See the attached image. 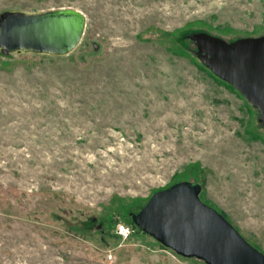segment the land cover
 <instances>
[{"label":"rangeland","instance_id":"374dc122","mask_svg":"<svg viewBox=\"0 0 264 264\" xmlns=\"http://www.w3.org/2000/svg\"><path fill=\"white\" fill-rule=\"evenodd\" d=\"M55 10L85 16L69 54L0 48V264H205L115 234L180 181L264 254V125L191 39L264 36V0H0Z\"/></svg>","mask_w":264,"mask_h":264},{"label":"water","instance_id":"95a60500","mask_svg":"<svg viewBox=\"0 0 264 264\" xmlns=\"http://www.w3.org/2000/svg\"><path fill=\"white\" fill-rule=\"evenodd\" d=\"M85 21V16L75 10L7 14L0 20V48L5 53L67 55L78 45ZM191 39L201 62L256 109L264 125V36L230 44L202 33ZM200 192V184L176 182L152 194L131 214V222L183 258L205 264H264V254L220 213L201 202Z\"/></svg>","mask_w":264,"mask_h":264},{"label":"built area","instance_id":"2783aa9c","mask_svg":"<svg viewBox=\"0 0 264 264\" xmlns=\"http://www.w3.org/2000/svg\"><path fill=\"white\" fill-rule=\"evenodd\" d=\"M121 226L124 229L123 233H121ZM129 229H130V232L128 231ZM133 233H134V228L130 225H127L125 223L116 225L115 234L123 242L128 240L133 235ZM111 258L112 257L109 255L108 259L110 260Z\"/></svg>","mask_w":264,"mask_h":264},{"label":"trees","instance_id":"16d2710c","mask_svg":"<svg viewBox=\"0 0 264 264\" xmlns=\"http://www.w3.org/2000/svg\"><path fill=\"white\" fill-rule=\"evenodd\" d=\"M204 69V68H203ZM211 73V72H210ZM211 75H212V73H211ZM213 77L214 78H216L214 75H213ZM201 189H202V187H201ZM201 193V192H200ZM200 196V195H199ZM225 219H226V217H225V215L223 214V213H220ZM124 223L125 224H127V225H130V226H132L134 229H137L138 230V228L135 226V225H133V223L131 222V220H128V221H124ZM80 231L81 232H83L84 230L83 229H80ZM102 231H104V229L102 230ZM140 231V230H139ZM144 234V233H143ZM146 235V234H145ZM113 238V237H112ZM104 243H106L107 241L106 240H104L103 241ZM162 248H164L163 246H161ZM166 249V248H165ZM181 257V256H180ZM183 258V257H182Z\"/></svg>","mask_w":264,"mask_h":264},{"label":"clouds","instance_id":"9594fccd","mask_svg":"<svg viewBox=\"0 0 264 264\" xmlns=\"http://www.w3.org/2000/svg\"><path fill=\"white\" fill-rule=\"evenodd\" d=\"M129 232H130V229L128 230ZM124 232V229H123V227L121 226V233H123Z\"/></svg>","mask_w":264,"mask_h":264}]
</instances>
